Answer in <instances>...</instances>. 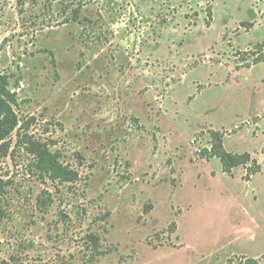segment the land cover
Returning a JSON list of instances; mask_svg holds the SVG:
<instances>
[{"label": "rangeland", "instance_id": "rangeland-1", "mask_svg": "<svg viewBox=\"0 0 264 264\" xmlns=\"http://www.w3.org/2000/svg\"><path fill=\"white\" fill-rule=\"evenodd\" d=\"M260 45L264 0H0V76L20 123L0 148V264L264 254V63L248 56ZM212 131L263 172L245 182L202 159ZM31 141L72 180L43 174Z\"/></svg>", "mask_w": 264, "mask_h": 264}, {"label": "trees", "instance_id": "trees-1", "mask_svg": "<svg viewBox=\"0 0 264 264\" xmlns=\"http://www.w3.org/2000/svg\"><path fill=\"white\" fill-rule=\"evenodd\" d=\"M262 51H264V48L263 45H260L248 56L255 58V64L264 63V55L262 57L259 56ZM242 54L245 55V53ZM16 102L15 96L8 87L7 80L5 77L0 76V148L6 146L9 138L19 127V119L14 109ZM224 138L223 133L212 131L210 148L200 151L198 153L199 156L207 161H211L214 158L219 159L223 172L231 177L234 176L236 169L243 167L246 170L243 176L245 181H251L253 176L263 171L262 165L250 153L238 154L229 152L224 146ZM29 150L36 156L43 174L47 175L51 180H72V172L66 169L61 164L58 156L49 151L45 145L31 141ZM246 264H256V260L250 259Z\"/></svg>", "mask_w": 264, "mask_h": 264}, {"label": "crops", "instance_id": "crops-1", "mask_svg": "<svg viewBox=\"0 0 264 264\" xmlns=\"http://www.w3.org/2000/svg\"><path fill=\"white\" fill-rule=\"evenodd\" d=\"M224 145H225V144H224ZM229 152H230V151H229ZM252 157H253V156H252ZM214 159H217V158H214ZM214 159H212V160H214ZM212 160H211V161H212ZM257 160H258V159H257ZM211 161H207V162H211ZM258 162L260 163L259 160H258ZM262 167H263V165H262ZM240 168H243V167H240ZM238 169H239V168H238ZM243 169H244V168H243ZM236 170H237V169H236ZM236 170H235V171H236ZM235 171H234V175H235ZM245 171H246V170L244 169V172H245ZM262 172H263V171H262ZM262 172H261V173H262ZM223 173H224V172H223ZM225 174H226V173H225ZM258 174H260V173H258ZM256 175H257V174H256ZM256 175H255V176H256ZM228 176H229V175H228ZM255 176H253V178H254ZM230 177H231V176H230ZM233 177H234V176H233ZM253 178H252V180H253ZM252 180H251V181H252ZM244 181H245V180H244ZM251 181H245V182H251ZM257 198H258V197L255 196V199H257ZM253 222H256V223L258 224V225H257L258 228H257L256 230H260V229L262 228V225L260 224V222H259L258 220H254V219H252V218H251V223L245 225L244 227L253 225ZM244 227H242V229H243ZM255 228H256V227H255ZM255 228H254V229H255ZM242 233H243V232H242ZM254 234H255V232H254ZM241 254H242V253H241ZM245 255L248 256V257H250V258L246 257V259H249V260H250V259H251V260H259V258H260V257H263L264 254H258V255H254V256H252V255H248V254H245Z\"/></svg>", "mask_w": 264, "mask_h": 264}]
</instances>
